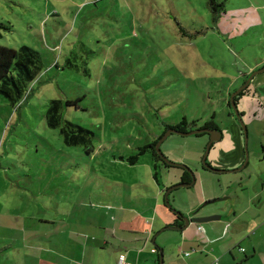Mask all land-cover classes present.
Returning <instances> with one entry per match:
<instances>
[{"label":"rangeland","instance_id":"374dc122","mask_svg":"<svg viewBox=\"0 0 264 264\" xmlns=\"http://www.w3.org/2000/svg\"><path fill=\"white\" fill-rule=\"evenodd\" d=\"M241 1L216 0L211 6L210 0H0V23L11 27L1 30L0 48L27 45L43 62L20 104L13 107L0 96V209L10 212L8 218L43 231L48 223L41 220L98 191L121 209L151 211L157 199L165 209L166 189L181 183L182 169H165L150 150L134 166L119 158L136 155L163 136L167 125L184 120L187 132L208 122L223 129L237 124L228 103L264 46V38L257 40L264 36V12L248 10L240 18L246 22L225 15V4L235 8ZM54 99L76 102L64 108L63 118L95 133L90 153L67 145L60 130L47 125ZM251 111L263 109L253 107L243 116L248 152ZM209 139L207 133L172 134L162 144L164 155L188 166L198 180L193 189L172 192L170 206L186 214L197 203L195 193L209 189L218 196L212 199L223 200L203 211L234 215L255 190L249 187L256 176L248 177L253 164L236 173L205 170Z\"/></svg>","mask_w":264,"mask_h":264},{"label":"crops","instance_id":"0c3cea01","mask_svg":"<svg viewBox=\"0 0 264 264\" xmlns=\"http://www.w3.org/2000/svg\"><path fill=\"white\" fill-rule=\"evenodd\" d=\"M255 1L242 0V5L235 8H228L229 5L225 4L223 11L235 21L246 22L247 19L240 18L248 10L264 12L263 0H257L256 7ZM238 8L242 11L239 12ZM263 38L262 35L257 40L263 41ZM261 49L262 58L255 67L249 66L237 82L240 86L252 73L264 68V46ZM247 88L249 91L238 100L242 116H247V110L253 107H262L263 111H251L248 125L253 126L252 131L249 130V163L253 166L248 171V177L256 176V179L249 187L255 190L245 198L246 208L238 209L234 215H219L220 219L205 224H191L185 229H165L175 226L176 217L167 205L165 209L162 207L159 199L151 211L148 208L137 213L133 209H121L113 204V199L109 201L102 191H98L91 193L89 198L77 200L62 214L54 211V217L41 220L48 223L43 231L36 226H21L15 217L8 218L10 212L0 209V264H119L122 254L126 255L129 264H161V251L163 264H264V72L255 75ZM237 124L234 120L224 129L219 126L214 128L222 131V137L211 148L207 159L214 168L234 170L243 164L244 134ZM211 136L219 138L215 133ZM197 183L198 180L188 189H193ZM207 191L204 189L201 195L195 193L197 203L185 216L190 217L204 200L218 197ZM30 214L36 215L31 210ZM215 214L218 213L202 209L199 216ZM246 214L251 217L244 221L242 218ZM199 226H202L201 231ZM253 228L255 232L251 233ZM167 231H172L174 235L168 236L165 234ZM30 232L32 235L29 236ZM236 236L241 237L235 240ZM28 237L33 240H27ZM187 252L189 256L185 255Z\"/></svg>","mask_w":264,"mask_h":264},{"label":"trees","instance_id":"16d2710c","mask_svg":"<svg viewBox=\"0 0 264 264\" xmlns=\"http://www.w3.org/2000/svg\"><path fill=\"white\" fill-rule=\"evenodd\" d=\"M215 3L216 0H210L211 6ZM10 29L11 27L9 24L0 23V37H2L1 30L10 31ZM42 71V56L34 48L27 45L22 46L19 50L0 48V96L9 101L13 107H16L24 100L27 94L26 92H28L27 90H29L31 84L38 79ZM248 91V88H246L242 93H240L235 99L236 102H238L239 98L244 96ZM72 105L76 106V102H64L60 99L51 100L45 115L47 125L54 129L58 128L60 130V134L63 136L64 142L67 145L85 146L88 148V153H90L93 150L92 139L95 137V133L70 121H66L63 118L64 108ZM228 106L231 108V101H229ZM187 125V121L184 120L177 125H167L166 130L177 129L180 132H187ZM204 128L214 129L217 128V124L214 122H208L205 124ZM160 138L161 136H159L152 144H148L140 148L139 153L136 155L129 158L120 157L119 159L122 162L126 161L131 166H134L139 162V156L150 150L157 163H161L162 167L165 169L172 168L161 159L155 150V145ZM89 146H91V148ZM157 169L158 164L155 165V170ZM182 171L183 174L181 181L183 183L190 182V174L186 170L182 169ZM157 174L158 172H155V179ZM164 204L166 206V203ZM175 216L176 219L174 221V225L182 226V219L177 215Z\"/></svg>","mask_w":264,"mask_h":264},{"label":"water","instance_id":"95a60500","mask_svg":"<svg viewBox=\"0 0 264 264\" xmlns=\"http://www.w3.org/2000/svg\"><path fill=\"white\" fill-rule=\"evenodd\" d=\"M262 72H264V68L260 69L257 72L252 73L251 76L245 82V84H243L237 91H235L231 95V107H232V109L234 111L235 117L237 118V120H238V122H239V124H240V126L242 128V131H243V134H244V141H245V146H244V148H245V159H244L243 164L239 168L234 169V170H220V169L214 168L212 165H210L207 162L208 155H209V153L211 151V148L222 137V131H220L219 129L204 128V129H200V130L193 131V132L192 131L191 132H180L177 129H169V130L166 131V133L163 136H161V138L156 143L155 150H156L157 154L161 157V159L168 166L186 170L191 176V181L190 182H188V183H183L182 182V183H180V184H178V185H176V186H174L172 188H168L166 193H165V203H166L167 207L169 209H171L172 212L175 215H177L178 217H180L184 221V225H182L181 227L180 226H168L165 229H182V228L185 229L191 224H205L207 222H211V221H215V220L220 219L221 217L218 216V215L199 216V213L206 206H208L210 204H214V203H216L218 201H222L223 199H214V200L206 201L205 203H203V205L198 207L197 210L192 212V215L190 217L185 216L181 212L172 209L171 206H170V200H169L170 194L172 192H174L175 190H178L180 188H190V187L194 186L195 183H196V176H195L194 172L188 166H186L184 164H181V163H175V162L170 161L164 155V153L162 152V149H161L162 144L172 134H181V135H184V136H190V135H200V134H204V133H209L210 135H212V134L215 133V134H217V136H219V138H215L214 136H211L210 141H209V143H208V145L206 147L205 155L203 157V168L206 169V170L215 172V173H227V172L228 173H236V172H240V171H243L246 168H248L249 165H250V163H249L250 162V157H249L248 145H247V142H248V129H247V126L245 125V123L243 122V116H242V114L240 113V111L238 109L237 102H236L235 99L240 93H242L248 87V85H249L250 81L252 80V78L255 75H257L259 73H262ZM164 230L160 231L158 233V235H160ZM154 241H155V239H154ZM160 260H161V264H163V253H162V251H161V254H160Z\"/></svg>","mask_w":264,"mask_h":264},{"label":"built area","instance_id":"2783aa9c","mask_svg":"<svg viewBox=\"0 0 264 264\" xmlns=\"http://www.w3.org/2000/svg\"><path fill=\"white\" fill-rule=\"evenodd\" d=\"M199 230H200V231L202 230V226H199ZM240 250H241L242 252H245L244 249H240ZM154 251H155V250H154ZM185 255H186V256H189L190 253L187 252V253H185ZM119 264H129V263L126 261V255H124V254L120 255V257H119Z\"/></svg>","mask_w":264,"mask_h":264},{"label":"flooded vegetation","instance_id":"af4514ba","mask_svg":"<svg viewBox=\"0 0 264 264\" xmlns=\"http://www.w3.org/2000/svg\"><path fill=\"white\" fill-rule=\"evenodd\" d=\"M242 114V113H241Z\"/></svg>","mask_w":264,"mask_h":264}]
</instances>
